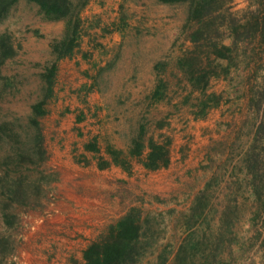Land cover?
Segmentation results:
<instances>
[{"label":"rangeland","instance_id":"374dc122","mask_svg":"<svg viewBox=\"0 0 264 264\" xmlns=\"http://www.w3.org/2000/svg\"><path fill=\"white\" fill-rule=\"evenodd\" d=\"M255 2L233 0L232 8ZM185 14L184 4L156 0H89L83 8L80 52L59 61L55 98L41 120L48 158L33 175L42 178V193L35 208L16 209L14 228L6 229L0 220V233L14 248L7 263L80 260L82 250L133 207L152 220L155 241L140 264L153 261L164 246L172 258L189 233L214 232L228 204L239 213L232 227L236 241L228 250L233 264H264V218L256 215L264 208V194L259 199L251 194L243 171L259 120L248 108V74L212 79L209 89L225 101L193 120L180 101L186 81L174 67L190 46L182 28ZM62 31L63 21L45 19L26 0L0 22V33L8 34L17 50L1 67L14 82L2 101L3 118L24 121L39 96L40 74L53 59L50 44ZM160 60L169 61L162 77L171 101L153 104L148 99L153 64ZM140 125L154 139L171 138L167 168L147 171L132 159L129 175L115 166L99 170L93 154L83 150L96 138L103 156L107 144L126 151ZM104 180L111 184H101Z\"/></svg>","mask_w":264,"mask_h":264},{"label":"trees","instance_id":"16d2710c","mask_svg":"<svg viewBox=\"0 0 264 264\" xmlns=\"http://www.w3.org/2000/svg\"><path fill=\"white\" fill-rule=\"evenodd\" d=\"M18 1L0 0V22ZM26 1L35 4L45 19L63 21V31L62 36L50 44L53 59L40 74L39 96L30 104L24 121L5 119L0 114V220L6 229L17 225L16 209L26 211L35 208L42 193V178L40 180L33 175L48 158L41 120L48 114V104L55 98L59 61L80 52L83 36L80 14L89 2ZM156 1L186 5L182 28L190 46L175 58L174 67L186 81L180 101L188 107L193 120L204 119L210 110L225 101L221 93L209 89L212 79L227 80L232 72L240 75L247 71L248 108L259 120L244 154L243 171L251 194L256 199L261 198L264 194V0H256L241 10L232 8L233 0ZM16 52L10 36L0 33V108L7 90L14 84L13 78L2 75L1 67ZM168 65L167 60L153 64L155 84L148 96L153 104L171 101L169 84L162 77ZM162 138L148 136L147 128L140 125L126 151L107 144L103 156L96 138L84 143L83 150L93 154L99 170L115 166L129 175L132 159H135L144 170L156 171L170 164L171 138ZM197 202L200 204V197ZM256 215L264 218V208L256 211ZM238 218L236 206H223L214 232L209 229L208 236L206 232L196 236V231H193L183 238L172 258L164 246L147 264H233L228 250L236 241L232 227ZM152 227L149 217L142 216L138 208H130L122 217L108 224L82 250L81 259L71 264H140L155 246ZM13 249L10 237L0 233V264H9L7 258Z\"/></svg>","mask_w":264,"mask_h":264},{"label":"crops","instance_id":"0c3cea01","mask_svg":"<svg viewBox=\"0 0 264 264\" xmlns=\"http://www.w3.org/2000/svg\"><path fill=\"white\" fill-rule=\"evenodd\" d=\"M85 181H91L90 178H86ZM101 184H107V185H110V181L109 180H104V181H101Z\"/></svg>","mask_w":264,"mask_h":264}]
</instances>
